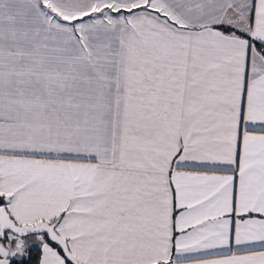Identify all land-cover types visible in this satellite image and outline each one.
Listing matches in <instances>:
<instances>
[{"label":"snow or ice","instance_id":"1","mask_svg":"<svg viewBox=\"0 0 264 264\" xmlns=\"http://www.w3.org/2000/svg\"><path fill=\"white\" fill-rule=\"evenodd\" d=\"M0 264H264V0H0Z\"/></svg>","mask_w":264,"mask_h":264}]
</instances>
